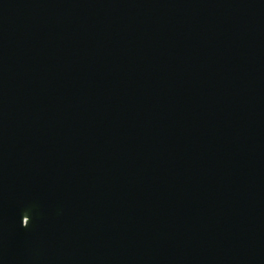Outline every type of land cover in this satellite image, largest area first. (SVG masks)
Segmentation results:
<instances>
[{
  "label": "water",
  "instance_id": "95a60500",
  "mask_svg": "<svg viewBox=\"0 0 264 264\" xmlns=\"http://www.w3.org/2000/svg\"><path fill=\"white\" fill-rule=\"evenodd\" d=\"M0 264H264V0H0Z\"/></svg>",
  "mask_w": 264,
  "mask_h": 264
}]
</instances>
